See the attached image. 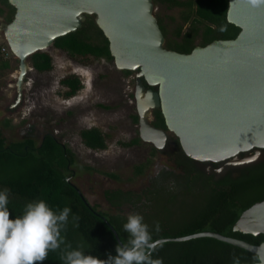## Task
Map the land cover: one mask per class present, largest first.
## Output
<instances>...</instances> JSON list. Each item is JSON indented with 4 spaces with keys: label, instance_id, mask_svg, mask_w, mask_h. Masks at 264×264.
I'll return each mask as SVG.
<instances>
[{
    "label": "water",
    "instance_id": "obj_1",
    "mask_svg": "<svg viewBox=\"0 0 264 264\" xmlns=\"http://www.w3.org/2000/svg\"><path fill=\"white\" fill-rule=\"evenodd\" d=\"M15 13L0 31L18 59L15 83L23 100L25 80L33 69L30 57L51 48L59 37L74 33L95 16L108 40L117 69L136 73L135 103L139 137L162 149L165 131L150 124L159 109L168 132L178 139L184 154L195 161L220 162L236 158L237 164L263 159L264 149V6L247 0H228L226 20L240 29L234 39H217L195 46L190 53L166 49L165 37L154 15L153 0H8ZM157 90H146L145 84ZM257 149L254 156L237 158ZM234 232L264 235V200L242 212ZM214 238L264 256V241H246L204 231L163 239L182 242ZM248 264V263H240ZM253 264H260L258 259Z\"/></svg>",
    "mask_w": 264,
    "mask_h": 264
},
{
    "label": "trees",
    "instance_id": "obj_2",
    "mask_svg": "<svg viewBox=\"0 0 264 264\" xmlns=\"http://www.w3.org/2000/svg\"><path fill=\"white\" fill-rule=\"evenodd\" d=\"M1 2L8 8L9 16L6 21L9 22L15 9L8 0ZM153 2L164 3L169 8H185L183 20L185 23L190 22L189 29L183 32V28L179 27L175 35L180 37V41L173 40L172 48L176 49L174 51L190 53L195 46H205L217 39H234L240 32L239 28L226 20L228 0ZM0 13H3L1 9ZM157 20L166 37L165 25L161 19ZM198 36L200 41L195 43ZM170 43L171 41L166 44ZM53 47L83 65L101 59L113 60L108 40L96 25L95 16H87L76 32L57 38ZM1 48L2 46L0 53ZM30 61L33 70L38 73L53 69L52 57L46 51L35 53ZM8 67V61L0 59V69ZM60 84L65 88L62 96L67 99L75 97L83 89L82 80L75 75L65 76ZM155 115L156 126L164 127L160 110H156ZM134 121L138 122L137 116ZM80 136L83 144L90 150L107 148L106 137L98 128L83 129ZM139 141V138L134 139L129 145H136ZM74 165L75 156L72 150L52 133L44 134L38 143L33 137L8 140L0 130V190L10 189L8 209L12 218L20 216L29 202L41 199L53 209L70 207L69 223L62 235L73 248H80L86 254L105 260L108 253L116 254V245L127 236L122 227L127 218L123 207L127 205L131 207L130 213L143 215L149 225L154 226L157 221L160 223L162 231L159 234L153 231L154 239L184 237L210 231L253 245L264 241L262 234L256 237L233 231V226L242 212L264 200V161L245 168L236 178L228 176L216 181L198 170L184 176L162 172L151 180V186L142 194L122 190L106 191L105 197L117 209L116 214L98 210L96 206L88 203L72 182ZM145 167L146 164L136 166L135 173L141 174ZM168 188L171 190L168 191ZM154 193L156 196L153 198ZM164 198L167 211L161 215L154 213L155 202ZM186 201L190 202V207L179 215V207L175 210V206ZM72 216L80 217L79 227L73 225ZM234 256L240 259V263L253 264L258 261L256 255L244 249L209 237L182 242L168 241L154 254V258L162 259L163 264H233ZM43 264H62V261L57 252H52Z\"/></svg>",
    "mask_w": 264,
    "mask_h": 264
},
{
    "label": "rangeland",
    "instance_id": "obj_3",
    "mask_svg": "<svg viewBox=\"0 0 264 264\" xmlns=\"http://www.w3.org/2000/svg\"><path fill=\"white\" fill-rule=\"evenodd\" d=\"M0 9L3 11L0 13L1 23L9 16L8 8L1 0ZM184 10L180 7L169 8L160 2L154 4L155 17L161 19L167 29L166 49L176 50L172 44L180 41V37L175 35L179 27L183 28V32L189 29L190 22L183 20ZM169 41L171 43L167 45ZM199 41L200 36L195 43ZM6 45L0 31V46ZM46 52L52 57L53 69L46 73L32 69L28 73L23 100L15 108L10 106L16 98L19 62L14 55L7 57L0 53V59L9 63L8 68L0 69V130L8 140L33 137L38 143L44 134L52 133L75 156L72 182L84 198L98 210L116 214L117 209L105 197L106 191L142 194L151 186V180L158 176L161 167L167 165V158L151 151L145 143L129 145L139 138L138 123L134 121L137 115L133 96L135 73L127 74L117 69L113 60L101 59L83 65L53 46ZM68 75H75L83 82V89L70 99L62 96L65 88L60 84V80ZM90 128H98L105 135V150H90L83 144L80 131ZM141 164H146L143 172L135 173V167ZM189 203L180 202L175 210L179 207L177 213L181 215L188 210ZM130 208L128 205L123 207L127 215ZM153 211L159 215L167 211L165 198L155 202Z\"/></svg>",
    "mask_w": 264,
    "mask_h": 264
},
{
    "label": "clouds",
    "instance_id": "obj_4",
    "mask_svg": "<svg viewBox=\"0 0 264 264\" xmlns=\"http://www.w3.org/2000/svg\"><path fill=\"white\" fill-rule=\"evenodd\" d=\"M247 3L264 6V0ZM9 194L8 188L0 190V264H43L52 252L59 254L62 264H163L162 259L154 258L165 243L153 236V231L156 234L162 231L158 221L149 225L143 215L129 213L122 226L126 239L116 245V254L108 253L105 260L67 243L62 233L67 230L70 207L53 209L41 199L29 202L20 216L12 218ZM79 219L72 216L75 227H79ZM258 259L264 264V256ZM233 264H240V259L234 256Z\"/></svg>",
    "mask_w": 264,
    "mask_h": 264
},
{
    "label": "flooded vegetation",
    "instance_id": "obj_5",
    "mask_svg": "<svg viewBox=\"0 0 264 264\" xmlns=\"http://www.w3.org/2000/svg\"><path fill=\"white\" fill-rule=\"evenodd\" d=\"M6 22H8V21L5 20V23ZM135 79H136V73H135ZM145 88H146V90H149V89H152L153 91L157 90L156 87H149L146 84H145ZM134 93H135V91H134ZM16 97H17V92H16ZM134 99H135V97H134ZM15 100H16V98H15ZM15 100H14V102H15ZM12 104H11V106H12ZM11 106H10V108H12ZM135 106H136V103H135ZM156 110H159V109H154L151 111L150 124L152 126H154L155 128L163 130L167 133L168 140H167L166 144L163 146L162 149H157L153 144L143 142L140 139V137H139V140H140L139 142L142 144L145 143L146 145H148L150 147L151 151H153L154 153H158L159 155H164V157L167 158L166 159L167 165L164 167H161L160 173L166 172V173L184 176V175H186V173L190 172L192 174V173H194V171L198 170V171L204 173L206 176L213 177L216 181H220L222 179H225L228 176H230L232 178H236L239 176V173L242 170H244L245 168H247L253 164H257L259 162L264 161V157H263V159H261L257 162L251 163V164H237L236 158L226 159V160H223L220 162H200V161L192 160L191 158L187 157L184 154V152H183V150L179 144L178 139L175 137V135L173 133L168 132L165 126L164 127L156 126V121H157L156 115H155ZM136 116L138 118V115H136ZM138 132H139V127H138ZM261 152L264 155V149H262ZM256 153H257V149H252L248 152L240 153L237 158L244 159L246 156H254V155H256Z\"/></svg>",
    "mask_w": 264,
    "mask_h": 264
},
{
    "label": "built area",
    "instance_id": "obj_6",
    "mask_svg": "<svg viewBox=\"0 0 264 264\" xmlns=\"http://www.w3.org/2000/svg\"><path fill=\"white\" fill-rule=\"evenodd\" d=\"M1 52L5 55V56H9L10 54L13 55V53L11 52L10 48L8 47V45L4 46L1 48Z\"/></svg>",
    "mask_w": 264,
    "mask_h": 264
}]
</instances>
